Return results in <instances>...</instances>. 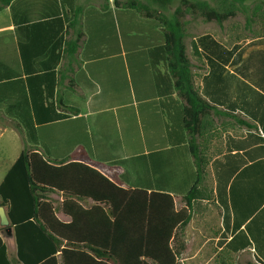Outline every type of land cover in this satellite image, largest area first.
<instances>
[{
  "label": "crops",
  "instance_id": "obj_1",
  "mask_svg": "<svg viewBox=\"0 0 264 264\" xmlns=\"http://www.w3.org/2000/svg\"><path fill=\"white\" fill-rule=\"evenodd\" d=\"M129 1L14 0L1 9L0 85L14 97L13 90L24 88V104L13 98L0 106V129L21 136L20 115L36 131L39 153L103 164L120 186L167 192L181 210L197 181L190 108L169 70L163 27L123 7ZM139 1L171 16L181 0ZM186 20V53L201 95L256 127L231 129L209 145L213 198L187 207L192 218L177 264H215V252L223 249L241 262L264 264V36ZM55 113L66 118L51 120ZM214 121L220 128L221 120ZM52 195L59 206L61 195ZM57 217L70 221L59 209ZM190 247L198 250L184 254Z\"/></svg>",
  "mask_w": 264,
  "mask_h": 264
},
{
  "label": "trees",
  "instance_id": "obj_2",
  "mask_svg": "<svg viewBox=\"0 0 264 264\" xmlns=\"http://www.w3.org/2000/svg\"><path fill=\"white\" fill-rule=\"evenodd\" d=\"M13 1L0 0V10ZM73 1L65 0L68 4ZM157 1L167 3L171 0ZM248 1L181 0L171 16L159 14L139 0H130L123 5L155 18L163 27L168 67L190 108L191 119L187 127L197 181L184 196L186 207L181 210L167 192L120 186L104 174L103 164L92 160L77 162L71 158L53 160L43 152L39 153L36 131L32 132L19 115L16 129L26 144L0 184V204L7 207L20 264H177V258L185 249L182 240L192 218L187 207L213 198L209 184V145L219 134L224 135L231 129L256 127L241 115L221 109L201 95L194 81V65L186 53L190 23L186 17L223 25L239 12L246 13ZM253 1L251 14L245 18V29L253 32V24L258 22L261 31L258 36H264V0ZM194 53L197 55L196 46ZM53 89L52 86L47 100L53 96ZM13 91L17 96L11 95L7 85H0V106L6 100L9 104L13 98L19 105L24 104V88L17 87ZM73 113L77 111L73 110ZM64 118L66 116L61 113L50 117L51 120ZM214 118L221 120L220 128H215ZM23 128L27 131L24 135ZM53 193L62 197L59 206H55L50 198ZM89 200L92 203L88 206ZM58 209L70 218L69 222L57 217ZM0 264H12L1 234ZM215 264L255 263L241 262L238 256L223 249L215 252Z\"/></svg>",
  "mask_w": 264,
  "mask_h": 264
},
{
  "label": "rangeland",
  "instance_id": "obj_3",
  "mask_svg": "<svg viewBox=\"0 0 264 264\" xmlns=\"http://www.w3.org/2000/svg\"><path fill=\"white\" fill-rule=\"evenodd\" d=\"M254 2L255 1L253 0L247 2L246 13L243 14L242 12H239L235 18L225 22L226 28L242 31L244 32L245 35H254V36L260 35L261 34L260 33L261 31L259 29L260 24L258 22H255L253 24V32L245 29V18L247 16H250L251 14L250 8L253 6ZM221 41L227 43L230 41L233 42L234 40L223 38ZM237 41H241V40H237ZM0 125H4V120H0ZM23 140L24 138L11 128H7L4 131L0 129V179L6 174V172L14 164V162L17 160L18 156L20 155L23 149ZM51 199L55 201V203L60 202V198H58L57 196L52 195ZM0 203H1V199H0ZM0 206L2 205L0 204ZM1 234L8 246V255L10 259L12 260L13 264H19L17 259V246L14 235L12 237H9L4 230L2 231ZM197 250L198 248H192V247L186 248L184 254L193 253L194 251ZM202 252L206 254L214 253L213 248H205V249L203 248L201 253Z\"/></svg>",
  "mask_w": 264,
  "mask_h": 264
},
{
  "label": "water",
  "instance_id": "obj_4",
  "mask_svg": "<svg viewBox=\"0 0 264 264\" xmlns=\"http://www.w3.org/2000/svg\"><path fill=\"white\" fill-rule=\"evenodd\" d=\"M0 226L8 234L9 237L14 235L13 226L7 213V207L0 206Z\"/></svg>",
  "mask_w": 264,
  "mask_h": 264
}]
</instances>
